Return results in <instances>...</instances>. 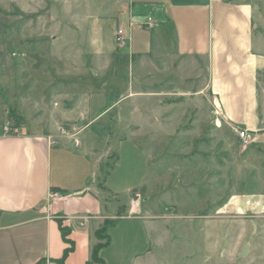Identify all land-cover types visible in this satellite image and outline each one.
I'll list each match as a JSON object with an SVG mask.
<instances>
[{"label":"crops","instance_id":"crops-1","mask_svg":"<svg viewBox=\"0 0 264 264\" xmlns=\"http://www.w3.org/2000/svg\"><path fill=\"white\" fill-rule=\"evenodd\" d=\"M253 1L112 0V12L104 9L103 1L94 7L86 0L82 11L74 12L72 1L47 2L49 15L38 19L55 29L38 34L35 63L18 71L20 87L29 88L33 82L40 94L19 102L18 135H4L0 129V264H59L69 248L61 226L74 246L63 263L87 264L93 247L104 242L95 233L105 221L111 223L106 227L107 242L98 249L103 264H156L153 249L164 243L155 222L159 217L146 208L147 196L138 213L130 212L129 205L132 192L148 195L151 183L141 185L140 180L127 187V201L120 203L105 187L116 173L119 139L111 144L116 135L102 124L99 142L98 135L83 136L102 119H133L134 113L143 112L141 117L149 120L151 113L142 104L155 103L166 93H143L142 87L151 83L145 81L147 76L159 74L160 88L164 78L197 85V78L203 77L200 89L207 91L209 103L236 140L226 147L236 156L237 179L257 177L264 183V55L256 48ZM104 22L111 24L107 38ZM70 25L78 40L65 32ZM119 29L124 45L116 41ZM238 130L248 132V145H242ZM133 133L125 138L132 134L134 139ZM74 135L79 146L74 145ZM129 143L131 152L140 153L139 145ZM196 151L191 153L193 178L183 176L184 181L224 185L231 169L226 171L223 162L216 165L209 151L207 161L213 162L200 161L205 154ZM142 155L150 171L152 159ZM51 193L57 197L51 198ZM224 199L219 209L224 215L264 207L261 193Z\"/></svg>","mask_w":264,"mask_h":264},{"label":"rangeland","instance_id":"rangeland-1","mask_svg":"<svg viewBox=\"0 0 264 264\" xmlns=\"http://www.w3.org/2000/svg\"><path fill=\"white\" fill-rule=\"evenodd\" d=\"M49 1L52 0H0V129L6 123L13 126L18 123V107L22 97L40 94L37 87H32L33 82L29 83V88L20 87L18 71L22 66L35 63L32 55L38 51V34L55 29L54 24L47 26V22L42 24L38 19L49 15ZM68 1H72L73 12L76 11L75 8L82 11L80 6L86 2ZM88 1L94 7V4L103 1L106 11L113 10L112 0ZM253 4L257 6L256 48L264 55V0H254ZM94 7H90L91 10ZM110 25L106 22L102 25L106 38ZM90 27L91 24H88L86 29ZM66 29L65 32L72 35L71 38H77L75 26L70 25L69 30ZM22 52L25 56H22ZM29 76L30 74L28 78ZM158 76L159 74L147 76L145 81L149 80L151 83L141 89L148 97L159 92L166 93L165 96L157 97L161 104L159 101L153 103L154 100L152 103L142 104V108L145 107L151 113L149 120L141 117L145 114L143 112L139 116L134 113L133 119L127 116H121L112 122L102 119L83 133L88 138L98 135L95 139L99 142L101 136L98 131L102 124L118 137L115 136L111 144L119 139L115 144L117 160L119 159L114 170L116 173L113 179L105 182V187L111 188L114 198L123 203L127 201V187L140 180L141 185L148 181L151 183L149 189H146L148 195L140 193L142 198H149L145 203L146 208H151L153 215L159 217L155 222L161 227L164 243L162 248L153 249L156 264H264V207L258 211L242 214L232 212L228 215L219 210L228 195H264V183L257 177L237 179L236 156L231 152L232 149L228 151L226 147L227 144H236V140L229 133L230 127L220 119L216 109L209 103L211 99L207 91L200 89L199 85H203L204 78H197V85L164 78L165 83L160 88L156 85L159 83ZM188 77L194 79L192 76ZM165 85L168 87L165 88ZM127 133H133L134 139L131 138L132 134L125 138ZM128 140L139 145L140 153L131 152L133 145ZM91 143L99 148L103 146ZM196 150L205 154L200 155V161L204 159L205 162H213L207 161L206 152L209 151L213 153L216 165L218 161L223 162L226 171L231 169V177H227L224 185L217 183L206 186L201 181L195 184L189 181L193 178L190 168L194 154L191 153ZM142 152L152 159L150 171ZM167 155L169 165L165 164ZM182 155L183 157H179ZM197 160L199 159L195 156V161ZM176 165L182 167L175 169ZM187 175L186 179L189 180L184 181L183 176Z\"/></svg>","mask_w":264,"mask_h":264},{"label":"built area","instance_id":"built-area-1","mask_svg":"<svg viewBox=\"0 0 264 264\" xmlns=\"http://www.w3.org/2000/svg\"><path fill=\"white\" fill-rule=\"evenodd\" d=\"M146 27L148 29H150L152 27L151 18H148ZM116 35H117V38H116L117 43H119V45H124L125 44V40H126L124 32L121 29H119V30H117ZM236 132L238 134V137H239L242 145L243 146L248 145L249 142H250V135L248 134V132L244 131V130H238ZM19 133L20 132H19L18 127L10 125L8 123H6L2 127V134H4V135L12 136V135H18ZM61 133L64 134V135H69V132H67L64 129H61ZM72 137L74 138V140H73L74 141V145L75 146H79L80 145V140L78 139L77 135H74ZM50 197L51 198H56L57 195L54 194V193H51ZM141 203H142V197H141L140 191L132 192V195H131V198H130V202H129L130 212L136 211L134 213H138L139 209L141 207Z\"/></svg>","mask_w":264,"mask_h":264},{"label":"trees","instance_id":"trees-1","mask_svg":"<svg viewBox=\"0 0 264 264\" xmlns=\"http://www.w3.org/2000/svg\"><path fill=\"white\" fill-rule=\"evenodd\" d=\"M16 126V125H15ZM113 165H110L109 168L111 169ZM108 171V170H106ZM111 222L105 221L103 228L98 230L95 235L98 239H102L104 242L103 243H98L95 245L92 249V254H91V261L87 264H103V261L99 258L98 256V249L102 247L106 242H107V235H106V227L109 225ZM61 232H62V237L65 243L69 244V248L65 249L63 257L60 261H58L59 264H64L63 261L66 258V256L73 250V243L67 239L68 236V231L66 228H63L61 226ZM36 264H43L42 261L37 262Z\"/></svg>","mask_w":264,"mask_h":264},{"label":"water","instance_id":"water-1","mask_svg":"<svg viewBox=\"0 0 264 264\" xmlns=\"http://www.w3.org/2000/svg\"><path fill=\"white\" fill-rule=\"evenodd\" d=\"M243 253H244V250H243V252H242V255H243Z\"/></svg>","mask_w":264,"mask_h":264}]
</instances>
